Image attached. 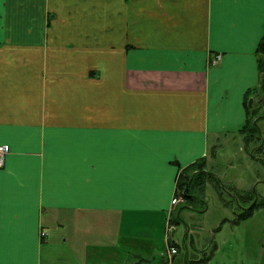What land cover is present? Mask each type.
Masks as SVG:
<instances>
[{
    "label": "crops",
    "instance_id": "0c3cea01",
    "mask_svg": "<svg viewBox=\"0 0 264 264\" xmlns=\"http://www.w3.org/2000/svg\"><path fill=\"white\" fill-rule=\"evenodd\" d=\"M263 38L264 0H0V264H233L172 201L243 131Z\"/></svg>",
    "mask_w": 264,
    "mask_h": 264
},
{
    "label": "rangeland",
    "instance_id": "374dc122",
    "mask_svg": "<svg viewBox=\"0 0 264 264\" xmlns=\"http://www.w3.org/2000/svg\"><path fill=\"white\" fill-rule=\"evenodd\" d=\"M258 88L259 90L254 98H251L253 99V103L250 109H255L256 113L250 117V126L253 123L257 124L262 138L261 141H257L253 145L246 147L243 136L245 133H231L229 139H225L223 143L221 142L222 147L217 152L213 151L210 154L209 158H211L210 164L212 169L207 168V172L203 170L204 175H201V177L197 176L198 178H196V182L204 181L202 191L198 188L197 191L204 196L206 212L199 214V210L190 208L191 211L199 214H197L198 217L196 219L190 210H186V204L180 207V210L187 214V217H181V220L186 222L188 226L191 224H196V226L201 224L216 228L222 224V228L224 229L217 235L221 239H227L232 244L228 250L233 248L229 253L233 264H241V261H243V264H264V88L261 86V82ZM258 147L261 148V151L257 149ZM191 173L192 171L188 172L187 175ZM208 173L216 174L220 183H215V181L206 182L210 178V176H207ZM220 187L226 188L228 192L221 194ZM193 189L196 188L194 187ZM180 192L183 193V190ZM192 194H194L193 190ZM233 195L240 203H245V206H248L252 198L253 200L255 198V200H252L251 206L256 203V200L258 201L254 215L237 226H232L231 222L228 221L234 220L236 222L237 218V214L235 215L231 210L233 207L231 208L226 205V202ZM230 203L233 204L232 200ZM239 212H241V209L237 208V213ZM226 220L228 222L224 226L223 222ZM166 227V240L169 241L170 236L173 238V231L177 227L172 223L173 228L169 231L167 221ZM192 235L196 236L195 240L201 238L198 233H193ZM207 238L208 234L203 233L202 240ZM167 241L168 248L169 244ZM221 241L223 242V240ZM186 242L188 245L190 241L186 240ZM180 244L183 250L186 251L184 244L182 242ZM220 263L231 264L227 259H224Z\"/></svg>",
    "mask_w": 264,
    "mask_h": 264
},
{
    "label": "trees",
    "instance_id": "16d2710c",
    "mask_svg": "<svg viewBox=\"0 0 264 264\" xmlns=\"http://www.w3.org/2000/svg\"><path fill=\"white\" fill-rule=\"evenodd\" d=\"M258 53L260 55V59H259V67H260V72H261V86L264 88V38L260 44V47L258 49ZM258 89H252L250 95L257 93ZM264 102V101H263ZM248 121L246 123V125L243 128V131L246 134L245 137V141H246V146H250L253 145L255 142L257 141H261V136L259 134V128L257 126L256 123H253L252 126H250V117L254 116V114L256 113L255 109H250L248 110ZM257 149H261V148H257ZM203 164V163H202ZM202 164H194L192 166H190L188 169H186L188 172L192 171V173L189 175H184L181 180H180V184H179V190H183V193L179 192V196H182L188 200H192V196L191 191L192 189L195 188H201L202 189V184H204L203 182H196V178L201 177V175L203 174V170H204V166ZM196 172V173H195ZM195 173V175H194ZM209 174V173H208ZM207 176H210V178L208 179L209 181H215V183H220L219 179L213 175V174H209ZM213 175V176H212ZM192 176H193V180H192ZM198 176V177H197ZM202 191V190H201ZM256 208L253 207L249 212H247L246 214H242L241 217H243V219H248L250 217H252L253 213H254V209Z\"/></svg>",
    "mask_w": 264,
    "mask_h": 264
},
{
    "label": "built area",
    "instance_id": "2783aa9c",
    "mask_svg": "<svg viewBox=\"0 0 264 264\" xmlns=\"http://www.w3.org/2000/svg\"><path fill=\"white\" fill-rule=\"evenodd\" d=\"M10 153V146L7 144L4 145H0V167H3L4 162H5V157ZM180 202V199L174 197L172 204L176 205ZM173 227L172 226H168V230L170 231ZM40 236L42 238H46L47 237V232L45 230H42L40 233ZM177 253V248L174 246H170L169 247V255L173 256Z\"/></svg>",
    "mask_w": 264,
    "mask_h": 264
},
{
    "label": "flooded vegetation",
    "instance_id": "af4514ba",
    "mask_svg": "<svg viewBox=\"0 0 264 264\" xmlns=\"http://www.w3.org/2000/svg\"><path fill=\"white\" fill-rule=\"evenodd\" d=\"M260 151H261V149H260ZM253 200V198L251 199V201H250V203L248 204V206H245V203H240L239 202V200L237 199V198H235L234 199V208L236 209V211H237V208H240L241 209V212H239V213H236L237 214V217L239 218L242 214H244V213H247V212H249L253 207H255V205L257 206V200H256V203L255 204H253V206H251V203H253V201L255 200V198H254V200ZM257 208V207H256ZM255 210V209H254Z\"/></svg>",
    "mask_w": 264,
    "mask_h": 264
},
{
    "label": "water",
    "instance_id": "95a60500",
    "mask_svg": "<svg viewBox=\"0 0 264 264\" xmlns=\"http://www.w3.org/2000/svg\"><path fill=\"white\" fill-rule=\"evenodd\" d=\"M252 103H253V99L250 100V106H252Z\"/></svg>",
    "mask_w": 264,
    "mask_h": 264
}]
</instances>
